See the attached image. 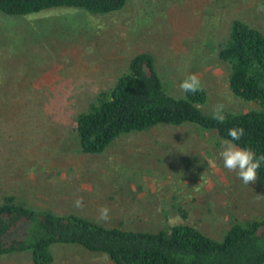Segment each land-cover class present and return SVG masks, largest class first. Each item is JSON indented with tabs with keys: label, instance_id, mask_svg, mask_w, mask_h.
Listing matches in <instances>:
<instances>
[{
	"label": "rangeland",
	"instance_id": "374dc122",
	"mask_svg": "<svg viewBox=\"0 0 264 264\" xmlns=\"http://www.w3.org/2000/svg\"><path fill=\"white\" fill-rule=\"evenodd\" d=\"M264 0H127L118 10L90 13L56 6L27 14L0 11V79L14 90L0 108V197L41 210L71 211L105 225L157 230L187 221L221 238L235 219L264 216V184L244 185L223 166V139L186 122L158 123L117 136L102 152L77 148L75 116L101 88L149 50L164 87L197 74L206 90L198 106L213 114L255 106L228 87L217 45L239 17L264 32ZM203 42H201V40ZM259 195V196H258ZM83 198V207L74 201ZM110 209L108 221L99 211ZM186 211L182 217L181 210ZM51 264H111L78 244L52 245ZM0 264H33L29 251Z\"/></svg>",
	"mask_w": 264,
	"mask_h": 264
},
{
	"label": "trees",
	"instance_id": "16d2710c",
	"mask_svg": "<svg viewBox=\"0 0 264 264\" xmlns=\"http://www.w3.org/2000/svg\"><path fill=\"white\" fill-rule=\"evenodd\" d=\"M126 1L0 0V11L27 14L72 6L96 14L118 10ZM217 55L227 64L230 91L255 106L224 111L225 120L220 123L198 106L207 97L202 85L200 91L184 97L171 94L163 85L152 52L139 50L130 57L127 70L77 112L73 127L77 148L96 154L120 134L146 131L158 123L192 122L215 130L227 140L231 139L229 129L243 127L244 136L232 142L250 149L257 157L264 154V32L234 17L227 37L217 45ZM13 90L9 81L0 79V100L11 96ZM257 175V183L264 184V162ZM64 212L37 209L20 203L12 193L2 194L0 256L29 251L33 264H51L55 257L53 244L73 243L107 254L111 264H264V216L235 219L221 238H215L187 221L146 230L105 225L78 213Z\"/></svg>",
	"mask_w": 264,
	"mask_h": 264
},
{
	"label": "clouds",
	"instance_id": "9594fccd",
	"mask_svg": "<svg viewBox=\"0 0 264 264\" xmlns=\"http://www.w3.org/2000/svg\"><path fill=\"white\" fill-rule=\"evenodd\" d=\"M258 11H264V5L258 8ZM180 89L185 93H196L201 90V81L199 76L195 73L190 74L180 84ZM223 104H217L213 109V118L220 123H223L225 116L223 114ZM245 134L243 127H233L228 130L230 140L223 142V150L219 153L223 160V166L233 172H236L237 178L240 179L244 185L255 183L257 180V170L264 162V154L259 157L250 149L238 147L232 141H239ZM259 196V195H258ZM74 207H83V198H78L74 201ZM110 209L105 206L100 209L98 220L108 221L110 219Z\"/></svg>",
	"mask_w": 264,
	"mask_h": 264
}]
</instances>
